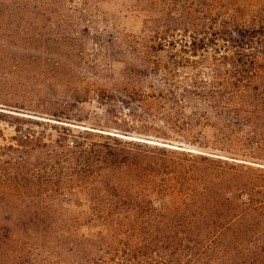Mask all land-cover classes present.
<instances>
[{
	"label": "trees",
	"instance_id": "obj_1",
	"mask_svg": "<svg viewBox=\"0 0 264 264\" xmlns=\"http://www.w3.org/2000/svg\"><path fill=\"white\" fill-rule=\"evenodd\" d=\"M213 1L133 0L146 16L150 34L147 39L129 35L122 44L111 46L134 55L150 76L166 82L165 88L151 92L140 82L114 86L115 93L102 102L103 115L96 113L94 126L126 135L153 132L162 138L168 136L167 126L153 122L162 121L175 130L183 115L181 125L214 129L215 150L253 158V151L264 148V21L256 28L243 27L215 15ZM95 2L99 0L81 4L86 10ZM71 3L0 0V26L4 21L15 23L7 38L17 51L26 52L8 53L6 60L14 72L35 73L37 57L31 52L39 42L51 41L42 40L38 23L54 16L72 20L63 11ZM79 14L85 17L80 10ZM60 32L64 35L58 41L63 44L67 31ZM179 33L184 38L178 48ZM210 49L217 53L213 62L191 58ZM153 50L166 52L168 60L153 61ZM7 65L0 58V68ZM139 76L147 75L130 66L125 78L139 81ZM251 79L260 85L237 89L238 96L218 83ZM62 101L41 99L37 111L70 119L67 111L73 104ZM188 107L193 116H186ZM244 126L251 134L240 141L248 151L230 148L228 140ZM63 130L54 144H45L51 152L34 162L27 156L40 147L41 139L32 132L23 134L26 155L18 168L31 177L33 186L17 200L28 211L15 216L16 229L0 224V256L18 263L67 251L80 256L83 264H264V168L246 159L195 154L111 133L86 130L74 136ZM68 197L71 202L87 200L90 212L73 214L68 209L64 228L43 225L55 214H49V208ZM48 202L52 204L45 206ZM12 218L4 216L6 221ZM69 222L75 225L68 226Z\"/></svg>",
	"mask_w": 264,
	"mask_h": 264
},
{
	"label": "rangeland",
	"instance_id": "obj_2",
	"mask_svg": "<svg viewBox=\"0 0 264 264\" xmlns=\"http://www.w3.org/2000/svg\"><path fill=\"white\" fill-rule=\"evenodd\" d=\"M71 1V4L63 6V11L67 15H72V20L69 18L60 20L54 16L52 21L38 23L39 32L43 35L42 40L51 41L39 42L34 47L35 50L31 52L37 57L35 73H26L21 76L19 73H25L22 70L18 69L17 72H14L15 69L6 60L7 57L10 58L8 53L21 55L26 52L24 50L17 51L11 38H7L9 34L13 33L16 24L4 21L0 26V58L9 65L6 68H0L1 225L16 229L15 216L28 211L17 201L20 196L25 194L27 187L33 186L30 181L31 177L18 168L20 158L26 155L22 152L25 150L22 145L24 144L23 139H25L23 134L26 132H32L41 139L40 147L27 156L30 162H34L38 157L41 159L46 153L51 152L52 148L45 144H54L60 133L64 131L63 128H66L74 136L84 133L86 130L92 131L94 134L96 132L111 133L125 139L148 142L176 150L192 151L195 154L204 153L223 158L246 159L250 163L254 162L256 167L264 168V148L261 151H253V158L215 150L213 149L216 143L214 129L204 124L193 127L181 125L184 120L183 115L180 118L182 121L177 123L175 130H171L162 121L155 120L153 122L163 128L167 126L165 131L168 136H161L162 138L155 136L153 132L146 133L151 135L135 133L126 135L123 132H117L114 128L94 126L95 115L96 113L103 115L104 105L102 102L107 100V95L110 92H114V86L123 87L125 82H140L139 86H142L144 90L154 92L157 88H165L166 82L162 78L150 76L134 55L122 54L123 50L116 46L122 44L123 39L129 35L147 39L150 34L147 30L146 16L134 7L133 0H99L98 3L88 5L86 10L83 8L85 6L81 4L83 0ZM70 5H72V10H76L69 12ZM78 9L85 14V17H80ZM212 10L215 15L218 14L221 18H232L237 24L247 28H256L260 22L264 21V0H215ZM60 30L67 31V39L63 44L58 41V38H62L64 35ZM182 38L184 36L179 33L177 36L178 48ZM114 43L117 44L111 46ZM101 44H105L107 48ZM165 53L153 50L150 56L153 61L164 60L166 62ZM223 53L225 52L223 51ZM178 55H182V53ZM216 55L217 53L210 49L208 52H203L202 55L191 58L204 62L206 60L209 63L214 61ZM130 66L143 73V76L144 74L147 76L143 78L139 76L141 78L139 81H130L125 78ZM161 72H165V70L161 69ZM250 81L218 83L232 88L233 96H238L240 93L237 92V89L250 90L261 83L256 80L252 81V79ZM178 83L185 84V82ZM41 99L45 102L49 100L55 102L57 99L63 102L62 100L68 99L73 104L67 111L70 119L57 118L51 113L38 112L41 109H37L36 106L41 102ZM197 101L202 102L200 99ZM185 109L187 117L193 116L191 113L194 110L191 107ZM120 110L123 111V108ZM123 112L127 114L128 110ZM234 114L233 111L231 115L234 116ZM235 133L231 140H228V146L248 151L247 146L242 144L244 140L240 141L241 138L244 139L248 134H251L248 127L244 126ZM97 139L93 136L92 140ZM24 182H26V187H23ZM61 201L64 205L55 206L53 204V207L49 208V214L55 213L50 218H54H49L52 221H47L43 225L55 229L64 228L66 226L64 221L66 210L68 209L73 214L90 212V203L83 198L74 200V203L70 201L69 197L65 201L64 198ZM51 204L48 202L45 206ZM68 204H72V206H68ZM8 215L14 218L6 221L4 216ZM71 224L75 225V223L69 222L68 226ZM82 261L84 260L80 256L76 257L67 251H63L62 255L57 253L35 256L32 260L24 259L18 263H14L12 258L7 259L5 256H0V264H83Z\"/></svg>",
	"mask_w": 264,
	"mask_h": 264
}]
</instances>
